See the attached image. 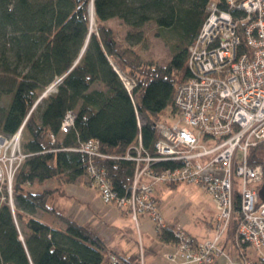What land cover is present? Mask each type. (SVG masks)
<instances>
[{
    "label": "trees",
    "instance_id": "1",
    "mask_svg": "<svg viewBox=\"0 0 264 264\" xmlns=\"http://www.w3.org/2000/svg\"><path fill=\"white\" fill-rule=\"evenodd\" d=\"M209 1L0 0V134L10 136L21 127L25 154L11 192L5 183L0 185V264H106L104 242L91 227L58 210L49 195L65 183L88 178L89 160L105 170L118 197L130 194L135 163L125 154L139 136L143 148L152 152L158 137L155 123H172L163 116L168 106L178 114L173 93L188 77L187 46ZM90 4L95 31L90 30ZM112 18L136 31L119 39L105 23ZM147 23L170 46L166 63L135 47ZM68 110L74 120L63 132L60 123ZM92 138L107 157L89 158L76 149ZM263 154L262 145L252 147L248 162L263 161ZM174 165L161 161L155 167ZM50 179L58 186L32 188ZM239 210L235 194L231 228ZM37 211L58 223L44 221ZM157 236L177 240L169 226ZM121 259L124 264L140 263L139 258Z\"/></svg>",
    "mask_w": 264,
    "mask_h": 264
},
{
    "label": "built area",
    "instance_id": "2",
    "mask_svg": "<svg viewBox=\"0 0 264 264\" xmlns=\"http://www.w3.org/2000/svg\"><path fill=\"white\" fill-rule=\"evenodd\" d=\"M185 63L188 77L177 85L172 97L177 121L155 123L158 137L152 152L143 148L139 136L125 154L135 163L130 194L118 197L105 170L90 160L87 176L105 202L127 204L135 219L139 213L149 214L162 228L169 225L157 211L153 186L185 181L203 187L218 207L215 237L198 241L181 226H169L182 251L193 246L187 255L192 258L193 254L196 262L213 261L219 254V237L231 228L238 194L240 210L231 239H235L246 264H264V202L257 193L263 161L248 162L249 149L256 145L264 148V0H210L187 46ZM126 85L132 86L128 81ZM73 120L74 113L68 110L60 130L67 131ZM20 137L21 127L10 136L0 134L4 155L0 156V182L5 181L9 193L15 169L25 156L18 148ZM201 139L214 140L215 144L207 146ZM8 140L16 150L6 156V147H1ZM98 146L92 138L76 149L89 158L104 157ZM161 161L176 165L157 169L155 165ZM108 257L110 264H122L115 253Z\"/></svg>",
    "mask_w": 264,
    "mask_h": 264
},
{
    "label": "rangeland",
    "instance_id": "3",
    "mask_svg": "<svg viewBox=\"0 0 264 264\" xmlns=\"http://www.w3.org/2000/svg\"><path fill=\"white\" fill-rule=\"evenodd\" d=\"M105 23L115 31V33L117 34V37L121 40L124 38V35L127 31H130V32L136 31V29H131L129 26L123 24L118 18L109 19ZM90 30L95 31V23L93 21L92 26H91V20H90ZM140 30H141L143 38L141 39L139 43L135 44V47L145 56H150V57L157 59L161 63H166L171 56V49H170V46L165 42V39L157 33V28L154 26V24L147 23L144 26H142ZM52 88H49L48 90H51ZM163 116L167 121H171V122H176L178 119V114L171 113L169 106L164 110ZM208 140L209 141L201 139V141L205 143L207 146H212L215 144L214 140H211V139H208ZM20 143H21V137H20L19 144H18V148L21 151ZM3 147H6V151H7L6 156L8 155L9 152L16 150V145H14L13 141L10 142V140H8L1 147V149H3ZM102 155L104 157H107L106 154H102ZM0 156L1 157L4 156L3 151L1 152ZM238 156H241L240 151H238ZM5 166L7 170L4 172L7 175L9 171L7 160H6ZM5 166H4V170H5ZM87 179L88 178L84 177L82 180L77 181L76 183L85 184L87 182ZM3 183H5V181H3ZM3 183H1L0 185H2ZM176 184H177L176 186L169 188L168 190L165 191L164 196L160 200L161 210L160 208H158V205H157L158 213L162 215L164 220L165 218L171 219L172 221L175 220V222L171 223V225L169 226H174L175 224L179 225L182 228H184L185 231L187 230L191 234L196 235V237H198L199 239H202V241L213 239L215 235L218 233L217 228H216L215 217H214L213 211L211 210L212 209L211 201L213 200L215 202V200L211 197V195L203 187L197 184L188 183L185 181H179ZM62 188H63V185H61V189ZM153 188H155V186H153ZM59 191L60 189H56L54 190V193H51V194H56ZM99 198L101 199L102 202L108 203V202H105L103 198H101L100 192H99ZM50 201L51 203H53L51 199ZM110 203H113L118 208L125 210L126 212H128V214L131 216V218L134 221L136 220L135 218L132 217V212L129 210V208H127L128 207L127 204H118V203H115L114 201ZM40 214H41L40 211H37L36 215L38 217H40ZM146 216L149 218V221L151 222L153 226L152 230L154 231V238L152 239V241L154 242L158 240L157 233H158V230L161 229L162 227L158 226L156 219H153L151 215L146 214ZM140 226L139 227L136 226L135 231H136V236H137V252H138L137 256L139 258V262H140L139 264H143L142 255H144V252L146 251L143 249V246L141 242L139 241L140 239H139L138 230H140L141 228L143 229V227L141 226L140 228ZM213 227L216 228L215 231H213ZM232 228L228 230V233L224 232L222 235L220 234V237H219L220 242H218V247L220 249V252L213 259V261L207 262L208 259L204 258L206 259L205 262L204 261L196 262L198 260L196 261L194 260L193 254L190 256L192 258H188L187 253L193 250L192 248L193 246L190 245L185 251H182L180 249V243L177 240H175L174 243L159 240L157 243L160 245L159 247L155 246L153 256H155V258L158 259L159 255L157 251L161 252L160 250L163 247L165 248L168 247V250H166V252H163L162 254V256H164L162 264H212L217 259H219V264H221V262L222 264H246L243 261V258L241 256L242 254L236 245L235 239H231L232 230H233ZM187 231L186 233H188ZM230 232H231V235H230ZM188 235L190 234L188 233ZM206 237H209V238H206ZM230 239H231V244L229 243L228 246L225 245L224 242L226 240L230 241ZM255 250L258 251L257 249ZM110 253L111 252L108 253V251L106 252V261H105L106 264H110V261L108 259L109 258L108 255ZM146 257H148L147 254H145V258ZM118 258L121 261V263L124 264L122 259L120 257ZM252 262H254V260H252L251 263ZM248 264H250V262Z\"/></svg>",
    "mask_w": 264,
    "mask_h": 264
},
{
    "label": "crops",
    "instance_id": "4",
    "mask_svg": "<svg viewBox=\"0 0 264 264\" xmlns=\"http://www.w3.org/2000/svg\"><path fill=\"white\" fill-rule=\"evenodd\" d=\"M76 182L77 181L65 183L59 192L56 194H50L49 200L51 199L53 201L51 204H53L58 210L63 211L65 215L74 222L91 227L96 235L106 245L108 253L113 252L120 258H129L130 261H135V259L138 258L135 227H139L141 225L143 229L140 226L141 229L138 230L139 241L141 242L143 249L146 251L144 252V255H142L143 264L163 263L164 256H162V254L168 250V247H163L160 250L161 252L157 251L160 259H156L155 256H153L155 246L159 247L160 245L157 243L160 239L158 238V240L154 242L152 241L154 238V231L152 230L153 226L145 213H139L134 221L128 212L118 208L115 204L102 202L99 198L97 188L94 187L91 182H86L85 184ZM176 185V183L155 184L152 195L155 198L160 210V200L164 196L165 191ZM54 186H58V184H55L54 180L50 179L34 183L32 188L39 190L43 187L53 188ZM211 202V210L213 211L216 221V214L218 211L217 205L213 200ZM40 213L39 218L44 221L53 225L58 223V220L49 213L44 211H40ZM165 221L167 222V225H171V223L175 222V220L172 221L171 219L166 218ZM215 229L216 228L213 227V231H215ZM188 233L192 238L198 241L202 240L196 237V235H193L190 232ZM229 243V240L224 242L227 246ZM145 254H147L148 257L145 258ZM131 256L134 260H131ZM212 264H219V259Z\"/></svg>",
    "mask_w": 264,
    "mask_h": 264
},
{
    "label": "water",
    "instance_id": "5",
    "mask_svg": "<svg viewBox=\"0 0 264 264\" xmlns=\"http://www.w3.org/2000/svg\"><path fill=\"white\" fill-rule=\"evenodd\" d=\"M91 12H92V4H90V14H91ZM90 20H91V15H90ZM54 84H55V82L52 83L42 95H44L48 91L49 88H52V86H54ZM257 193H258L259 199L262 202H264V158H263V178H262V181L260 183V186L258 188ZM9 200H10V203L12 204L11 198H9Z\"/></svg>",
    "mask_w": 264,
    "mask_h": 264
},
{
    "label": "bare ground",
    "instance_id": "6",
    "mask_svg": "<svg viewBox=\"0 0 264 264\" xmlns=\"http://www.w3.org/2000/svg\"><path fill=\"white\" fill-rule=\"evenodd\" d=\"M91 26H92V23H93V14L91 13Z\"/></svg>",
    "mask_w": 264,
    "mask_h": 264
}]
</instances>
